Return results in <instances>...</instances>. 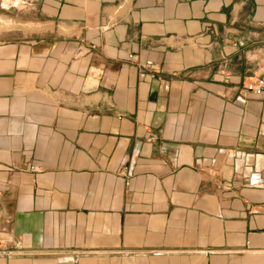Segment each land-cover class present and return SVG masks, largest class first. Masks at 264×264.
<instances>
[{"label":"crops","instance_id":"obj_1","mask_svg":"<svg viewBox=\"0 0 264 264\" xmlns=\"http://www.w3.org/2000/svg\"><path fill=\"white\" fill-rule=\"evenodd\" d=\"M19 1L0 264H264V0Z\"/></svg>","mask_w":264,"mask_h":264},{"label":"rangeland","instance_id":"obj_2","mask_svg":"<svg viewBox=\"0 0 264 264\" xmlns=\"http://www.w3.org/2000/svg\"><path fill=\"white\" fill-rule=\"evenodd\" d=\"M24 6L19 0H0V31H9L19 35L40 29V27L24 24L16 19L17 16H21Z\"/></svg>","mask_w":264,"mask_h":264},{"label":"built area","instance_id":"obj_3","mask_svg":"<svg viewBox=\"0 0 264 264\" xmlns=\"http://www.w3.org/2000/svg\"><path fill=\"white\" fill-rule=\"evenodd\" d=\"M248 92L252 93L255 96H260L261 94L264 93V84L263 83H258L255 86H251L248 88Z\"/></svg>","mask_w":264,"mask_h":264}]
</instances>
